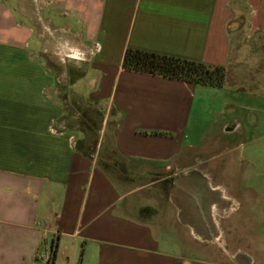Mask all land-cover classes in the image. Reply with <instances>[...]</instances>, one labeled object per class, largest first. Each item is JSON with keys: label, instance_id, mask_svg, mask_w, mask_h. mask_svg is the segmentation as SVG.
<instances>
[{"label": "crops", "instance_id": "crops-1", "mask_svg": "<svg viewBox=\"0 0 264 264\" xmlns=\"http://www.w3.org/2000/svg\"><path fill=\"white\" fill-rule=\"evenodd\" d=\"M241 32L263 41L264 62V0H0V264H33L52 246L54 264L256 259L264 91ZM126 49L223 66L224 85L209 87L227 93L222 123L195 132V94L208 90L125 70ZM68 66L80 69L70 80ZM65 87L111 110L96 147L66 126ZM106 140L120 181L97 162Z\"/></svg>", "mask_w": 264, "mask_h": 264}, {"label": "rangeland", "instance_id": "rangeland-1", "mask_svg": "<svg viewBox=\"0 0 264 264\" xmlns=\"http://www.w3.org/2000/svg\"><path fill=\"white\" fill-rule=\"evenodd\" d=\"M240 27H242L243 23H238ZM240 43L238 44L241 48L242 59L243 62L247 65H250V67H253L256 69V80L258 81V97L260 94L264 91V62L262 61V56L260 54V49L263 45V41L259 38H256L252 40L251 42L246 43L244 36H242L241 32V39L239 40ZM233 44V42H232ZM235 47V44H233ZM79 70L75 66H68V70H66V78L73 79L78 73ZM226 79V74H225ZM197 90H208L206 92H200L197 91L194 98V104H193V112L192 113V127H194L195 132L201 131L204 128H207L210 123H213L215 127H218L219 124L222 123V120L219 118H215L214 114L220 111V99H223V97L227 93L226 91H214L212 92L209 87H201L199 86ZM239 92H235V95H238ZM263 96V94L261 95ZM59 98L63 100L65 111H66V123L67 127L72 128L76 131H81L85 133V136H90V132L93 133V139L91 140V144L94 143V147H96L97 139L99 136V130L101 128L100 121L103 117H105L106 114L110 115L111 110L105 109L103 104L94 105L92 103H89V101L84 100L83 98L79 97L75 94H73L67 87L64 88V91L59 92ZM241 101H243V96L239 97ZM259 105V104H258ZM263 106V104H262ZM261 107L260 105L258 106ZM264 107V106H263ZM222 113V112H220ZM246 113L244 111L241 112V115L239 116V122L244 128H248V119L246 117ZM222 115V114H220ZM258 126H257V135L260 138L257 142L258 146L264 145V115H261V117L258 119ZM194 142L197 141L196 135L192 134ZM248 138V136H246ZM237 140V137H233ZM232 137H230V140H233ZM244 137L241 136V139L243 140ZM104 143L108 144V148L105 152H102V149L100 150V153L98 155V164L102 165L103 169L110 175L112 179H115L117 181L122 180L123 178L119 176L118 171L120 170V164H122L121 158L113 151V148L111 147V143L109 140L104 141ZM103 145V144H102ZM103 148V147H102ZM94 152V151H93ZM95 155V154H94ZM243 169V167H242ZM143 179H135L132 185H143L145 182L142 181ZM141 181V182H140ZM147 184V183H146ZM258 185L264 186L263 182H260ZM150 192V191H148ZM146 194V193H144ZM135 201H132L135 203V206H139L138 199ZM160 205L158 207H162V202L159 200ZM150 210H153L151 207H147ZM256 211V212H255ZM254 211L256 216V223L257 222H264V199L259 200L256 202V210ZM150 217V216H148ZM147 217V218H148ZM143 218V219H147ZM262 220V221H261ZM261 223L255 224L256 226V236H257V254L256 259H254L252 256H247L246 258H243V256H240V258H237V262H225L220 264H264V230L259 229ZM247 232H241V235L243 236ZM212 254V253H211ZM214 254V253H213ZM204 259H208V261H204L206 264H213V262L207 257ZM219 264V263H217Z\"/></svg>", "mask_w": 264, "mask_h": 264}, {"label": "trees", "instance_id": "trees-1", "mask_svg": "<svg viewBox=\"0 0 264 264\" xmlns=\"http://www.w3.org/2000/svg\"><path fill=\"white\" fill-rule=\"evenodd\" d=\"M122 68L214 88H221L224 85L226 74L223 66H206L200 62L134 49L125 50ZM152 214H154V211L147 207L141 208L138 212L140 218ZM54 261L55 247L52 246L49 264H54Z\"/></svg>", "mask_w": 264, "mask_h": 264}, {"label": "built area", "instance_id": "built-area-1", "mask_svg": "<svg viewBox=\"0 0 264 264\" xmlns=\"http://www.w3.org/2000/svg\"><path fill=\"white\" fill-rule=\"evenodd\" d=\"M33 264H49V257L44 259V258H40V257H36L34 259Z\"/></svg>", "mask_w": 264, "mask_h": 264}, {"label": "bare ground", "instance_id": "bare-ground-1", "mask_svg": "<svg viewBox=\"0 0 264 264\" xmlns=\"http://www.w3.org/2000/svg\"><path fill=\"white\" fill-rule=\"evenodd\" d=\"M214 214V213H213ZM215 215V214H214Z\"/></svg>", "mask_w": 264, "mask_h": 264}]
</instances>
